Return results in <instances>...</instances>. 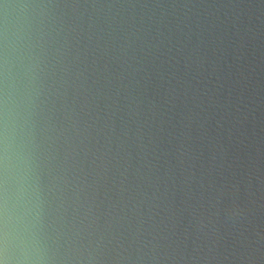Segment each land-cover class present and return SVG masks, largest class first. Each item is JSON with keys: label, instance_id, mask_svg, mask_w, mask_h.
I'll return each instance as SVG.
<instances>
[{"label": "water", "instance_id": "95a60500", "mask_svg": "<svg viewBox=\"0 0 264 264\" xmlns=\"http://www.w3.org/2000/svg\"><path fill=\"white\" fill-rule=\"evenodd\" d=\"M40 13L74 264H264V0H0Z\"/></svg>", "mask_w": 264, "mask_h": 264}, {"label": "clouds", "instance_id": "9594fccd", "mask_svg": "<svg viewBox=\"0 0 264 264\" xmlns=\"http://www.w3.org/2000/svg\"><path fill=\"white\" fill-rule=\"evenodd\" d=\"M43 40V13L0 26V264L75 260L62 244L55 186L46 179L47 128L38 103Z\"/></svg>", "mask_w": 264, "mask_h": 264}]
</instances>
